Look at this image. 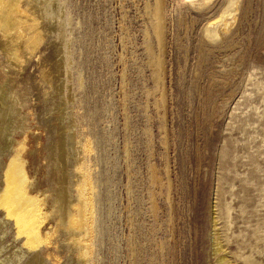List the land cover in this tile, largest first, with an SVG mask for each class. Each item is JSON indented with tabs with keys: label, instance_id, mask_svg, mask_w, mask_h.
Here are the masks:
<instances>
[{
	"label": "rangeland",
	"instance_id": "374dc122",
	"mask_svg": "<svg viewBox=\"0 0 264 264\" xmlns=\"http://www.w3.org/2000/svg\"><path fill=\"white\" fill-rule=\"evenodd\" d=\"M229 1L0 0V264H264V0L211 41Z\"/></svg>",
	"mask_w": 264,
	"mask_h": 264
},
{
	"label": "bare ground",
	"instance_id": "6f19581e",
	"mask_svg": "<svg viewBox=\"0 0 264 264\" xmlns=\"http://www.w3.org/2000/svg\"><path fill=\"white\" fill-rule=\"evenodd\" d=\"M1 1H5V0H1ZM13 1H15V0H12V2ZM206 2H208L209 0H205ZM8 2H10V1H8ZM7 4V3H6ZM11 4V3H10ZM1 5V4H0ZM9 5V4H8ZM14 5V4H13ZM5 7H6V5H5ZM9 7V6H8ZM13 7V6H12ZM9 8H11V7H9ZM1 9H3L2 7H1ZM7 10V9H6ZM10 10H12V9H10ZM15 10H17V9H15ZM19 10V9H18ZM2 11H5L4 9L2 10ZM8 11V10H7ZM237 11H238V0H230L229 2H228V4H227V6L225 7V9L218 15V17H217V19L214 21V22H212L211 23V26L212 27H217V28H214L213 30H206L205 31V33H206V36H207V38H209L211 41H216V40H218L224 33H227V32H229L230 31V29H231V27L234 25V23L236 22V20H237ZM11 12V11H10ZM3 13V12H2ZM1 13V14H2ZM5 13H7V12H4V14ZM8 14V13H7ZM13 14V13H12ZM11 15V14H10ZM1 16V15H0ZM3 16V15H2ZM1 16V17H2ZM5 16V15H4ZM9 16V15H8ZM0 17V18H1ZM15 17V16H14ZM10 18V17H9ZM12 18H13V16H12ZM18 18V17H17ZM16 18V19H17ZM3 18H1V22L3 21L2 20ZM5 19L7 20L8 18H6L5 17ZM11 20V19H10ZM25 20V19H24ZM5 21V20H4ZM9 21V20H8ZM13 21V20H12ZM6 22V21H5ZM4 22H2V27H0V28H2L3 29V26L4 25H7V23L5 24H3ZM13 23H14V21H13ZM19 23H21V22H19ZM1 24V23H0ZM11 24V23H10ZM17 24V23H16ZM27 24V23H26ZM210 25V24H209ZM9 26V28H10V26L11 27H13L12 25H8ZM7 26V27H8ZM15 27H16V25H15ZM18 27V26H17ZM5 28V27H4ZM13 29V28H12ZM11 29V30H12ZM28 29V28H27ZM29 29H32V28H29ZM5 30V29H4ZM10 30V29H9ZM1 31V30H0ZM7 30H5V32H6ZM11 33V32H10ZM33 34V33H32ZM17 35V34H16ZM15 35V36H16ZM33 36V35H32ZM39 37V36H38ZM11 38V37H10ZM38 39V38H37ZM36 39V40H37ZM16 40V43L18 42L17 41V38L16 39H14V41ZM34 41V40H33ZM40 41V38H39V40L37 41V42H39ZM13 42V41H12ZM21 42V41H20ZM11 43V42H10ZM9 43V44H10ZM18 44V43H17ZM31 44H32V42H31ZM11 45V44H10ZM20 45V44H19ZM33 45H34V42H33ZM32 45V46H33ZM35 45H37V44H35ZM12 46V45H11ZM14 46V45H13ZM12 46V47H13ZM23 46V45H22ZM17 47V46H16ZM36 47V46H35ZM20 48V47H19ZM11 49H13V48H11ZM14 49H15V46H14ZM19 57V56H18ZM25 170V169H24ZM23 170V171H24ZM25 173V172H24ZM25 176H26V174H25ZM25 184V183H24ZM79 191V190H78ZM21 192L25 195V197H27V198H29L31 201H32V203L34 204V206H35V210H34V219H35V224L37 225V228H38V226H39V224H38V208H37V202H36V200L34 199V198H32V197H30V196H28L27 195V193L25 192V190H24V185L21 187ZM64 195V194H63ZM60 196H61V193H60ZM63 197V196H62ZM59 198V197H58ZM65 198H66V196H65ZM64 198V199H65ZM78 198H79V196H78ZM77 198V200L79 201V199ZM62 199V198H61ZM71 204V203H70ZM68 205V204H67ZM69 207V206H68ZM64 208V207H63ZM70 209L72 210V208L70 207ZM40 210V209H39ZM60 210V209H59ZM64 210V209H63ZM62 217L64 216V215H61ZM72 219V218H71ZM70 221V220H69ZM81 223V222H80ZM74 229V228H73ZM71 233V232H70ZM74 233V232H73ZM219 251V249L218 248H216V251L215 252H218ZM219 262L220 263H223L224 261H223V259H220L219 260Z\"/></svg>",
	"mask_w": 264,
	"mask_h": 264
}]
</instances>
